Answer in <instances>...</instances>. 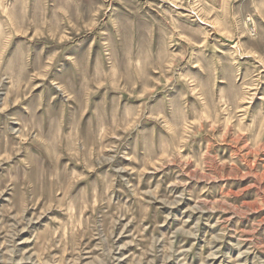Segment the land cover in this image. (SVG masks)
Returning <instances> with one entry per match:
<instances>
[{"label": "rangeland", "instance_id": "rangeland-1", "mask_svg": "<svg viewBox=\"0 0 264 264\" xmlns=\"http://www.w3.org/2000/svg\"><path fill=\"white\" fill-rule=\"evenodd\" d=\"M0 264H264V0H0Z\"/></svg>", "mask_w": 264, "mask_h": 264}]
</instances>
